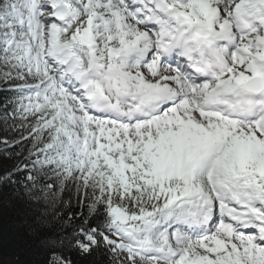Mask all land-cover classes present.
Returning <instances> with one entry per match:
<instances>
[{"label":"snow or ice","instance_id":"snow-or-ice-1","mask_svg":"<svg viewBox=\"0 0 264 264\" xmlns=\"http://www.w3.org/2000/svg\"><path fill=\"white\" fill-rule=\"evenodd\" d=\"M0 123L48 264H264V0H0Z\"/></svg>","mask_w":264,"mask_h":264},{"label":"trees","instance_id":"trees-1","mask_svg":"<svg viewBox=\"0 0 264 264\" xmlns=\"http://www.w3.org/2000/svg\"><path fill=\"white\" fill-rule=\"evenodd\" d=\"M0 123V136L18 140L21 135L12 133ZM13 135V136H11ZM24 155H13L5 159L0 155L4 168H10L22 161ZM73 201V205H74ZM67 212V197L64 201L51 199H20L18 193L0 184V264H48L49 250L45 241L61 231L58 213ZM76 264H81L78 256L73 254Z\"/></svg>","mask_w":264,"mask_h":264},{"label":"rangeland","instance_id":"rangeland-1","mask_svg":"<svg viewBox=\"0 0 264 264\" xmlns=\"http://www.w3.org/2000/svg\"><path fill=\"white\" fill-rule=\"evenodd\" d=\"M12 134L17 136L18 135V132L17 131H14ZM13 135H11V136H13Z\"/></svg>","mask_w":264,"mask_h":264}]
</instances>
